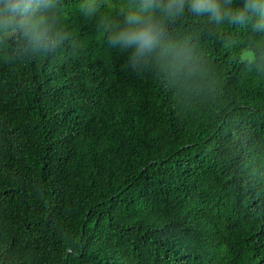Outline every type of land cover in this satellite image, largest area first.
I'll list each match as a JSON object with an SVG mask.
<instances>
[{
	"label": "trees",
	"instance_id": "trees-1",
	"mask_svg": "<svg viewBox=\"0 0 264 264\" xmlns=\"http://www.w3.org/2000/svg\"><path fill=\"white\" fill-rule=\"evenodd\" d=\"M124 2L59 0L54 53L0 51V264H264L260 34L186 12L192 67L133 65Z\"/></svg>",
	"mask_w": 264,
	"mask_h": 264
},
{
	"label": "clouds",
	"instance_id": "clouds-1",
	"mask_svg": "<svg viewBox=\"0 0 264 264\" xmlns=\"http://www.w3.org/2000/svg\"><path fill=\"white\" fill-rule=\"evenodd\" d=\"M100 6V0H80L86 15ZM186 12L216 27L250 25L260 34L257 48L264 55V0H126L119 7L123 19L107 21V39L129 51L133 65L159 52L179 67H192L194 46L168 38L164 23ZM63 21L59 0H0V51L7 46L13 56L52 54L69 36Z\"/></svg>",
	"mask_w": 264,
	"mask_h": 264
}]
</instances>
